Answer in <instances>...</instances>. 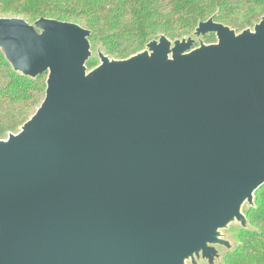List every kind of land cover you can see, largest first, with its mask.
<instances>
[{
    "label": "water",
    "instance_id": "95a60500",
    "mask_svg": "<svg viewBox=\"0 0 264 264\" xmlns=\"http://www.w3.org/2000/svg\"><path fill=\"white\" fill-rule=\"evenodd\" d=\"M126 59L75 23L0 18L42 102L0 139V264H218L264 185V14ZM213 35L205 44L200 38ZM197 40V45L196 44Z\"/></svg>",
    "mask_w": 264,
    "mask_h": 264
},
{
    "label": "trees",
    "instance_id": "16d2710c",
    "mask_svg": "<svg viewBox=\"0 0 264 264\" xmlns=\"http://www.w3.org/2000/svg\"><path fill=\"white\" fill-rule=\"evenodd\" d=\"M215 14V22L239 32L259 21L264 0H0V18L75 23L90 31L92 48L100 44L116 59L140 52L160 35L170 40L190 36L199 22ZM213 41V35L204 39ZM96 64L91 58L86 67ZM44 91V75L20 76L0 52V139L30 118ZM243 212L251 229L235 230L237 245L222 264H264V185L254 193V207Z\"/></svg>",
    "mask_w": 264,
    "mask_h": 264
},
{
    "label": "rangeland",
    "instance_id": "374dc122",
    "mask_svg": "<svg viewBox=\"0 0 264 264\" xmlns=\"http://www.w3.org/2000/svg\"><path fill=\"white\" fill-rule=\"evenodd\" d=\"M200 39H201V41L203 43H205L204 42L205 37L204 38H200ZM214 41H215V38H214ZM205 44H207V43H205ZM195 45H197V40H196V44ZM97 47H98V45H96L94 48H91V50H92V58H96L97 59V53H96ZM238 226L239 225L237 223H233V224H230L226 230L222 231V234L226 238H228L233 244H235V242H236L235 239H234V235H235V230L239 229ZM218 264H222V261L219 262Z\"/></svg>",
    "mask_w": 264,
    "mask_h": 264
}]
</instances>
